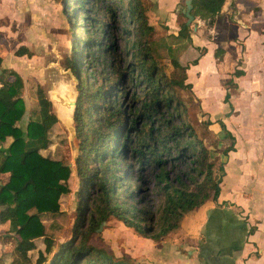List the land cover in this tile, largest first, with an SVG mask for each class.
<instances>
[{"label": "trees", "instance_id": "16d2710c", "mask_svg": "<svg viewBox=\"0 0 264 264\" xmlns=\"http://www.w3.org/2000/svg\"><path fill=\"white\" fill-rule=\"evenodd\" d=\"M224 1L192 0L190 12L210 28ZM63 2L66 15L73 13L72 21L81 16L82 22L76 25L83 31L73 34L68 50L77 80L71 118L78 140L74 159L81 182L78 212L70 238L60 242L49 258L38 251L31 261L29 251L36 247V238L47 236L40 216L59 210L60 195L69 191L71 167L41 152L57 121L41 89L37 115L32 112L25 127L19 125L25 111L24 82L18 71L1 67L5 35L0 30V175L7 173L0 183V206L1 211L6 206L17 221L12 231L16 244L0 258L15 253L24 264H78L79 260L85 264H152L116 257L92 244L91 234L101 221L114 217L136 234L160 241L180 226L185 213L217 199L224 164L220 162L216 175L209 149L180 115L183 100L176 86L192 91L187 81L189 64L172 59L181 70L178 77L161 70L151 46L155 28L143 0ZM191 27L183 20L175 35L192 42ZM80 45L86 48L85 54L79 51ZM14 54L30 57L33 52L20 44ZM81 57L93 64V71L81 75ZM242 72L235 67L230 74ZM227 81L234 86L232 77ZM229 96L226 90L225 101ZM217 122L234 140L224 122ZM233 147L232 142L222 152L226 155ZM8 237L9 232L0 234V239Z\"/></svg>", "mask_w": 264, "mask_h": 264}, {"label": "rangeland", "instance_id": "374dc122", "mask_svg": "<svg viewBox=\"0 0 264 264\" xmlns=\"http://www.w3.org/2000/svg\"><path fill=\"white\" fill-rule=\"evenodd\" d=\"M143 3L148 20L155 28L151 42L153 55L160 63L161 70L169 76L178 77L181 70L174 67L172 59L176 58L184 65L189 64L192 59L200 57L203 53V48L191 49L190 39L175 35L179 22L187 19L182 13L185 2L184 0H143ZM64 9L63 0H0V30L5 35L1 45L3 54L1 67L18 71L24 82L22 95L25 111L19 125L24 128L31 113L37 115L40 99L38 91L41 89L43 97L49 101L57 116V121L48 132L49 142L41 152L51 158L60 159L71 167L67 181L69 191L60 195L59 210L54 213L44 212L40 216L47 236L36 238V247L29 251L31 261H35L38 251H42L49 258L60 242L70 238L79 206L81 182L74 168V159L78 153V140L75 137L71 118L77 80L70 68L69 54L71 51L69 53L68 50L73 34H83V31L76 25L82 22L81 16L78 15L77 20L72 21L73 13L67 16ZM200 20L202 21L200 18H194L190 22L191 26L200 23ZM201 25L203 29L200 34L211 36L207 33L208 27L205 24ZM215 39L220 44V21L217 24ZM20 44H25L30 48L33 52L32 56L15 55L14 50ZM79 51L85 54L86 48L80 45ZM219 53L214 56L218 72L217 69L212 71V74L218 78V82L210 75H205L207 61H204L203 68H200L203 72L201 79L196 80V76L190 74V80L194 84L192 91L189 88L176 86V94L183 100L180 115L184 121L193 126L198 139L209 149V162L215 168L216 175L220 174L218 169L220 162L226 163L227 158L222 151L233 142L217 120L234 116L232 114L234 106L229 107L220 99ZM89 71H93V64L87 63L85 57H81L79 72L84 75V72ZM230 77L233 78V75H227L226 79ZM227 85L232 87L229 81ZM130 93L131 88L128 89V95ZM230 112L232 113L229 114ZM232 164H228L229 170L223 180L233 179L236 169L234 170ZM180 169L185 168L182 166ZM259 175L263 180L264 170H259ZM201 178L202 176L200 180ZM88 208L85 213L88 212ZM15 224L17 226L15 216H11L9 209L5 206L0 213V234L3 232L10 234L8 238L0 239L2 245L4 244L0 248V255L4 251L12 250L16 244V234L12 232ZM142 238L143 236L136 234L131 227L110 217L100 229L91 234L89 241L116 257L128 256L137 260L141 250L147 248ZM12 261L24 264V260L15 253L6 254L0 263L10 264ZM78 264L85 263L79 260Z\"/></svg>", "mask_w": 264, "mask_h": 264}, {"label": "crops", "instance_id": "0c3cea01", "mask_svg": "<svg viewBox=\"0 0 264 264\" xmlns=\"http://www.w3.org/2000/svg\"><path fill=\"white\" fill-rule=\"evenodd\" d=\"M219 21L220 44L215 39ZM201 24L203 20L192 27L191 49L203 48V53L197 63H189L187 81L192 83L190 74L201 79L200 68L207 61L205 75L218 82L212 71L217 69L214 56L220 50V99L234 106L229 113L234 116L220 120L233 135L234 147L226 154L217 199L206 200L185 213L180 226L160 241L143 237L147 248L136 261L264 264V179L259 175V170H264V0H225L220 17L207 29L211 36L200 34ZM235 67L243 72L233 75L234 86L226 87V76ZM226 90L230 93L228 101L224 99ZM230 163L236 169L233 179L223 180ZM6 177L7 173H2L0 183ZM0 245L2 248L4 244Z\"/></svg>", "mask_w": 264, "mask_h": 264}, {"label": "water", "instance_id": "95a60500", "mask_svg": "<svg viewBox=\"0 0 264 264\" xmlns=\"http://www.w3.org/2000/svg\"><path fill=\"white\" fill-rule=\"evenodd\" d=\"M192 0H184L185 2V6L183 7L182 9V12L185 14V16L187 17L186 19V23H190L193 19H194V15L190 12L191 10V7H192V3H191ZM2 72V68L0 67V73ZM73 104H74V101H73ZM105 221H101L98 228L97 229H100L101 225L104 223Z\"/></svg>", "mask_w": 264, "mask_h": 264}]
</instances>
